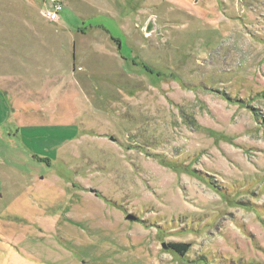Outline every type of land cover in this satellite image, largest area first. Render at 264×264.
<instances>
[{
	"label": "rangeland",
	"instance_id": "1",
	"mask_svg": "<svg viewBox=\"0 0 264 264\" xmlns=\"http://www.w3.org/2000/svg\"><path fill=\"white\" fill-rule=\"evenodd\" d=\"M43 1L0 0V264H264V0Z\"/></svg>",
	"mask_w": 264,
	"mask_h": 264
},
{
	"label": "built area",
	"instance_id": "2",
	"mask_svg": "<svg viewBox=\"0 0 264 264\" xmlns=\"http://www.w3.org/2000/svg\"><path fill=\"white\" fill-rule=\"evenodd\" d=\"M48 2V9L43 14L46 19L51 22H57L60 17V13L63 11L62 0H46Z\"/></svg>",
	"mask_w": 264,
	"mask_h": 264
},
{
	"label": "water",
	"instance_id": "3",
	"mask_svg": "<svg viewBox=\"0 0 264 264\" xmlns=\"http://www.w3.org/2000/svg\"><path fill=\"white\" fill-rule=\"evenodd\" d=\"M157 30V26L155 24L154 19H151L150 22L148 23L147 27H146V34H151L154 31ZM91 193H97V191L90 189ZM127 219L131 220V221H137V218L131 214H129V216L127 217ZM163 247L165 249H168V247L164 244Z\"/></svg>",
	"mask_w": 264,
	"mask_h": 264
},
{
	"label": "trees",
	"instance_id": "4",
	"mask_svg": "<svg viewBox=\"0 0 264 264\" xmlns=\"http://www.w3.org/2000/svg\"><path fill=\"white\" fill-rule=\"evenodd\" d=\"M172 248L182 256H185L189 251V246L186 244H171Z\"/></svg>",
	"mask_w": 264,
	"mask_h": 264
},
{
	"label": "crops",
	"instance_id": "5",
	"mask_svg": "<svg viewBox=\"0 0 264 264\" xmlns=\"http://www.w3.org/2000/svg\"><path fill=\"white\" fill-rule=\"evenodd\" d=\"M42 3H43L42 5H43L44 7H45V6H46V4H47V3H46V0H44ZM59 21H60V18H59V20H58L57 22H53V23H57V24H58V23H59ZM0 234H1V233H0Z\"/></svg>",
	"mask_w": 264,
	"mask_h": 264
}]
</instances>
